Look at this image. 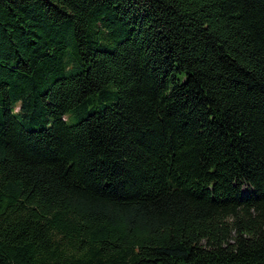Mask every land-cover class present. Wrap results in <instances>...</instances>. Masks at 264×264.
Listing matches in <instances>:
<instances>
[{"label": "trees", "instance_id": "16d2710c", "mask_svg": "<svg viewBox=\"0 0 264 264\" xmlns=\"http://www.w3.org/2000/svg\"><path fill=\"white\" fill-rule=\"evenodd\" d=\"M0 264H264V0H0Z\"/></svg>", "mask_w": 264, "mask_h": 264}, {"label": "rangeland", "instance_id": "374dc122", "mask_svg": "<svg viewBox=\"0 0 264 264\" xmlns=\"http://www.w3.org/2000/svg\"><path fill=\"white\" fill-rule=\"evenodd\" d=\"M77 120H78V117L75 118V119H72V120L70 121V123H75ZM244 190L247 191V190H248V187H245Z\"/></svg>", "mask_w": 264, "mask_h": 264}]
</instances>
